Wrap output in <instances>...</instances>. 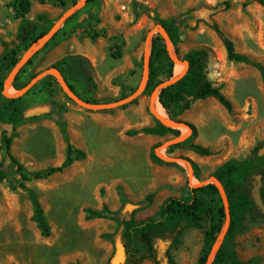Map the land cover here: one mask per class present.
<instances>
[{
	"label": "rangeland",
	"instance_id": "374dc122",
	"mask_svg": "<svg viewBox=\"0 0 264 264\" xmlns=\"http://www.w3.org/2000/svg\"><path fill=\"white\" fill-rule=\"evenodd\" d=\"M31 1L32 11L26 19L47 34L82 0ZM173 18L180 19L181 40L172 46V52L183 58L195 49H208V77L232 102L233 109L229 111L216 99L208 98L194 101L181 113L172 107V119L156 97L168 119L194 125L197 134L180 128V136L134 135V131L156 127L160 122L151 109L152 89L147 88L137 103L92 111L74 102L58 80L43 78L21 97L24 119L16 126L12 154L29 171L60 166L69 144L85 152V157L47 179L25 183L14 166L7 169V178L0 183V264H121V227L111 219L88 218L87 209L102 211L107 207L120 212L124 219L144 220L156 215L168 197L188 195L189 186L211 178L223 163L244 160L256 146L264 145L262 75L252 65L229 60L222 37L211 28L217 24L235 42L237 52L264 65V7L254 0L86 3L32 58L33 63L20 74L17 84L23 89L63 59L82 56L88 61L93 81L74 78L61 65L66 83L90 103L120 101L135 93L143 81L146 52L152 49L150 33L159 20ZM21 24L22 18L16 16L10 0H0V60L13 50L20 51L21 60L35 45L20 42ZM118 51L120 58L114 56ZM182 68L176 65L175 77L181 75ZM13 70L2 75L4 91ZM20 71L12 80L10 94L21 90L13 86ZM160 79L165 80V75ZM5 130L9 125L0 122V145ZM183 136L189 142L173 150L166 146ZM155 144L160 146L153 148ZM192 144L208 147L214 154L199 156ZM148 149L164 158L194 155L199 168L191 171L183 161L151 163ZM3 158L0 150V163ZM23 183L27 188L22 187ZM261 191L264 193L263 176ZM32 193L43 208L48 235L35 220ZM149 195H153L150 201ZM130 204L136 207L125 211ZM210 227L211 217L205 215L202 226L186 228L176 245L171 236H158V259H147L142 264H200ZM230 248L242 264H264V215L258 209L245 215Z\"/></svg>",
	"mask_w": 264,
	"mask_h": 264
},
{
	"label": "trees",
	"instance_id": "16d2710c",
	"mask_svg": "<svg viewBox=\"0 0 264 264\" xmlns=\"http://www.w3.org/2000/svg\"><path fill=\"white\" fill-rule=\"evenodd\" d=\"M98 0H87V3H95ZM264 7V0H254ZM46 3L47 0H41ZM10 4L16 12L18 18H22L18 38L24 45L31 46L37 43L46 33L40 32L38 24L28 21L27 15L32 11L31 0H10ZM65 4V1H62ZM179 18L171 20H159L158 24L162 25L171 40L173 46L180 43L181 36L178 30ZM211 28L219 34L226 47L228 58L231 61L241 62L256 67L264 81V65L253 61L250 57L236 50L235 42L226 36L217 24H213ZM121 50V47H118ZM178 52V50H176ZM115 57L120 58L121 52L114 53ZM210 53L208 49H195L187 53L183 60L189 63L187 74L178 82L161 90L159 93V101L162 106L168 111L171 118L174 119L172 107L178 109V112L189 110L194 101L206 100L208 98L216 99L227 110L233 109L232 102L222 92L221 88L216 86L208 77V63ZM21 53L19 50H13L9 55L4 56L0 60V122L9 125V130L2 133L0 150L3 151L4 158L0 163V183L3 182L7 176V169L11 166L16 168V172L21 176L22 181L30 182L32 180H42L53 176L56 173L63 172L65 169L71 167L76 161L82 160L85 157V152L75 149L71 144L68 145V150L64 162L58 167H50L41 171H29L26 166L20 162L12 154L13 138L16 131V126L24 119L22 100L12 99L6 96L4 91V78L2 75L10 72L19 63ZM33 63L31 59L25 67H23L16 77L13 86L19 90L21 86L17 84V79L20 74L25 72L26 67ZM66 68L74 78L83 77L88 83L93 81L90 67L86 58L82 56H71L63 59L56 67L61 72ZM176 64L172 60L171 54L168 51V46L159 33L152 39L151 49V63H150V80L148 89L155 91L164 81L175 77ZM165 75L166 79H160L161 75ZM57 82L54 76H48ZM68 85L74 90V87L67 81ZM136 99L133 103H137ZM187 123L192 135L197 134V129L194 125ZM156 134L164 136L168 133H175L180 136V130L165 126L161 122L153 128H144L141 131H134L133 134ZM189 142V139L183 143L175 144L169 147L173 150L183 144ZM160 145L155 144L153 148H158ZM263 144L256 146L251 154L244 160H228L219 166L212 177L218 178L224 185L230 205L231 225L227 233L224 244L217 253L212 264H242L237 260L236 253L230 248L234 241L240 224L245 215L252 210H256V204L252 197V182L258 175L264 177V156H259V150ZM193 151L200 156H211L214 152L199 144L191 145ZM153 162H163L161 157L156 156L154 152L150 154ZM183 160L189 162L194 169L199 166L189 157H181ZM196 176H198L196 174ZM23 188H27L26 185ZM264 199V193L262 191ZM35 220L38 226L43 230L45 235L49 234V226L45 220L43 208L35 196L31 195ZM153 199V195H149L147 200ZM88 218H105L116 221L122 229L121 243L123 246L124 260L121 264H142L147 259L157 260L159 251L156 244V238L161 235H169L176 245L180 242V236L186 228H196L202 226V220L205 215L211 217V227L206 233L204 254L200 258V264H207L213 245L215 244L225 222L226 210L223 199L218 188L209 184L203 187L189 186L188 195L177 197L171 196L163 201L158 213L154 216L148 217L144 220L124 219L120 212L110 211L105 207L102 211H95L87 209ZM107 238H110L108 235ZM171 262V255L167 253Z\"/></svg>",
	"mask_w": 264,
	"mask_h": 264
},
{
	"label": "water",
	"instance_id": "95a60500",
	"mask_svg": "<svg viewBox=\"0 0 264 264\" xmlns=\"http://www.w3.org/2000/svg\"><path fill=\"white\" fill-rule=\"evenodd\" d=\"M87 3V0H82L80 3L76 4L75 6H73L71 9H69L62 17L61 19L55 24V26L53 27V29L47 33L43 38H41L37 43H35V45L33 46V48L31 50H29L20 60V62L16 65V67L14 68V70L12 71L8 81L6 82L5 85V91L4 94L6 96H8L9 98L12 99H18L23 97L24 95H26L37 83H39L43 78L49 76V75H53L57 78L58 82L60 83V85L62 86L63 90L66 92V94L77 104L81 105L82 107H84L85 109L88 110H92V111H105V110H111V109H115V108H121L124 107L125 105H128L130 103H133V101H135L136 99H138L141 95H143V93L146 91L147 87H148V83L150 80V63H151V50L150 48L147 49L146 52V56H145V67H144V73H143V81L140 85V87L137 89V91L135 93H133L132 95H130L127 98H124L120 101H116L113 103H104V104H96V103H90L88 101H85L83 99H81L79 96H77V94L71 89V87L69 85H67L64 76L62 74V72L57 69V68H50L46 71H43L42 73L38 74L36 77H34L31 82L23 89H21L20 91H17L14 94H10L8 91L12 85V80L13 78L17 75V73L22 69V67H24L30 59H32L41 49H43L47 43H49V41L59 32V30L62 28V26L65 24V22L72 17L84 4ZM160 33L163 38L165 39L167 46H168V51L171 54L172 60L174 61V63L176 65H183L185 66V70L184 72L178 76V77H174L170 80H166L164 81L155 91L154 94L152 96V105H151V109L153 111V113L156 115V117L159 119V121L164 124L167 127L173 128V129H180V128H190V126L183 122V121H174L172 119H163L159 116V114L155 111L154 108V102L156 97L159 98V93L161 92L162 89L175 84L176 82H178L181 78H183L189 69V63L185 60H183V58L178 57L176 54H174L172 52V43L170 40V37L166 31V29L158 24L153 31L150 33V38L153 39V37L155 36V34ZM187 139V136H183V137H179L177 139L171 140L168 143H166L167 147H170L172 145L178 144L180 142H183ZM159 157H161L163 160H165L166 162H174V161H184L186 163H189L183 159H179V158H164L162 157L160 154L158 155ZM259 156H264V145L262 146V148L259 150ZM192 171H193V167L191 166V164L189 163ZM191 176H194V174L192 173ZM209 184H213L215 185L219 192L220 195L223 199L224 205H225V210H226V222L215 242V244L212 247L210 256L208 258V262L207 264H212V262L214 261L217 253L219 252V250L221 249L222 245L225 242L227 233L229 231L230 225H231V214H230V205H229V199H228V195L226 192V189L224 187V185L222 184V182L216 178V177H211L205 181L200 182L199 184H195V185H191L192 187L196 188V187H203ZM262 175H258L254 178L253 181V188H252V197L255 201L256 207L257 209L261 212V214L264 215V199L262 196ZM135 205H127L125 208V211H129L131 212L133 208H135Z\"/></svg>",
	"mask_w": 264,
	"mask_h": 264
},
{
	"label": "bare ground",
	"instance_id": "6f19581e",
	"mask_svg": "<svg viewBox=\"0 0 264 264\" xmlns=\"http://www.w3.org/2000/svg\"><path fill=\"white\" fill-rule=\"evenodd\" d=\"M183 66V65H182ZM184 68H182L181 69V74L184 72V70H185V66H183ZM154 108H156V111H157V113L161 116V118H163V119H168V115L165 113V111L163 110V108H162V106H161V104L159 103V101H155V105H154ZM184 162V161H183ZM186 163V162H185ZM187 164H189V163H187ZM190 169H191V167H190ZM191 171H192V169H191Z\"/></svg>",
	"mask_w": 264,
	"mask_h": 264
},
{
	"label": "crops",
	"instance_id": "0c3cea01",
	"mask_svg": "<svg viewBox=\"0 0 264 264\" xmlns=\"http://www.w3.org/2000/svg\"><path fill=\"white\" fill-rule=\"evenodd\" d=\"M186 140H187V139H186ZM142 141H143V140H142ZM144 143L147 144L146 141H144ZM146 147H147V145H146ZM150 154H151L150 149H148V151H147V158H148V161H150V162L152 163V160H151ZM196 154H197V153H196ZM197 155H198V154H197ZM199 156H200V155H199ZM189 158L193 160V159H194V155H190ZM194 160H195V159H194ZM194 160H193V161H194ZM194 162H195V161H194Z\"/></svg>",
	"mask_w": 264,
	"mask_h": 264
}]
</instances>
